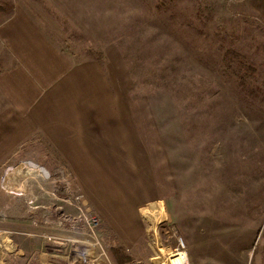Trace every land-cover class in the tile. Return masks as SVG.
I'll return each instance as SVG.
<instances>
[{
  "label": "rangeland",
  "instance_id": "374dc122",
  "mask_svg": "<svg viewBox=\"0 0 264 264\" xmlns=\"http://www.w3.org/2000/svg\"><path fill=\"white\" fill-rule=\"evenodd\" d=\"M1 71L35 88L17 113L0 95L27 122L0 189L39 187L75 229L27 228L26 264H264V0H0Z\"/></svg>",
  "mask_w": 264,
  "mask_h": 264
},
{
  "label": "crops",
  "instance_id": "0c3cea01",
  "mask_svg": "<svg viewBox=\"0 0 264 264\" xmlns=\"http://www.w3.org/2000/svg\"><path fill=\"white\" fill-rule=\"evenodd\" d=\"M12 13H16V12L13 11ZM18 28H22V27L19 26L18 24ZM17 41L18 44L16 45ZM13 46L18 47L16 49V52L18 54H21L24 48L29 47V49H25V51L29 56L35 59H33L34 61L32 62H27V64L32 66L31 67L32 70H35V68H37V70L40 71V75L42 74L43 71L44 73H47L49 71V74L44 75V80L48 82L47 84L49 83L51 84L52 80H55V76H54L55 70L51 64L52 59H50L49 64L47 63L42 64L41 59L44 58V55H42L43 49L42 51L37 50L40 46H37L36 44V49H35V46H33L31 42L30 43L27 42L24 38L23 39L18 38L17 40H14ZM35 52L37 53L36 56L34 55ZM13 56H15L14 53ZM45 61L47 60L45 59ZM12 69L13 70L16 69V66H14ZM30 72L32 73V71ZM14 77L16 78V81L11 77V75L7 76L6 74H4V71H1L0 95L5 93L7 89H8L7 94H13L15 105L20 106V108L17 107L16 109L15 107L13 109L17 113L21 111L22 104L26 103L24 96H26V94H29L30 96L34 95L35 86L33 83L25 82L26 77H24L23 80H21L17 76ZM19 81L20 82L23 81L24 83V86L22 88H20L21 83ZM19 88L21 91L19 90ZM18 95H21L23 99H20ZM9 110L10 108H8V104L0 103V111H2V116H3L0 118V164L2 161H4V159L8 160L11 158L10 157L11 144L24 142L27 135L25 130L27 126V122L19 118V116L18 118L8 119V117L4 115V111L7 112ZM21 158L24 157L21 156ZM1 187L3 190L0 189V241H1L0 264H26L27 254H31L33 257L36 255L34 249L27 250V246L29 243L27 241L28 239L27 236L31 235V233H29L30 231L27 232V228L29 230H32L31 229L32 225L34 226L38 225V227L41 229L42 224L44 223L47 228L46 232L44 233L51 234L56 239L68 237L69 234L75 233V229L73 227L74 224L70 216L71 214L65 211L58 212L55 211L54 209L52 210L51 207L53 203L50 206V208L45 207L47 209L46 211L47 213H45V215L41 214L43 213L42 208L44 206L40 198L41 189L39 187L34 186L33 190H31L30 187H23V188L20 187L19 190L21 191L18 192L16 196H22L23 197L22 200L17 199L15 195L14 197L10 195L11 193L10 188L7 187L5 184L4 185L2 184ZM24 189H27L28 192L25 193ZM32 200L34 202L36 201L37 203L35 202L34 205H30L33 202ZM26 208H28V210L31 213L29 216H26V210H27ZM37 208H39L40 210L39 212H37L38 211ZM147 212L150 213L149 216H151L152 220L155 221L152 215L151 204ZM36 214H38V216ZM99 230H101L100 231L101 234L104 232L103 227H100ZM38 235L40 236L41 234L38 233Z\"/></svg>",
  "mask_w": 264,
  "mask_h": 264
},
{
  "label": "built area",
  "instance_id": "2783aa9c",
  "mask_svg": "<svg viewBox=\"0 0 264 264\" xmlns=\"http://www.w3.org/2000/svg\"><path fill=\"white\" fill-rule=\"evenodd\" d=\"M68 203H71L69 199H68ZM83 205L84 203L75 205V207L78 210L77 216L82 221L84 227L87 228L89 232L92 234V236L94 237V242L97 243L100 248H102V244L100 240L97 238V234H96V230L100 225L99 218L96 215L91 214L89 212V208L86 207L85 209ZM175 250L178 251V249H175Z\"/></svg>",
  "mask_w": 264,
  "mask_h": 264
},
{
  "label": "bare ground",
  "instance_id": "6f19581e",
  "mask_svg": "<svg viewBox=\"0 0 264 264\" xmlns=\"http://www.w3.org/2000/svg\"><path fill=\"white\" fill-rule=\"evenodd\" d=\"M160 257H162V258H160ZM160 257L157 258V259H159V262H158L159 264H187V262H188L186 251H184V250L176 251L170 255H166V256L163 255ZM156 260L154 262L157 263Z\"/></svg>",
  "mask_w": 264,
  "mask_h": 264
}]
</instances>
